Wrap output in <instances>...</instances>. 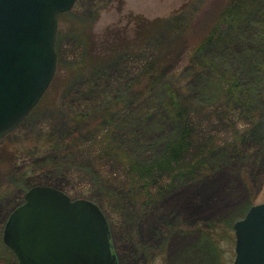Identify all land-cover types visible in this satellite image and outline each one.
<instances>
[{
	"label": "rangeland",
	"instance_id": "374dc122",
	"mask_svg": "<svg viewBox=\"0 0 264 264\" xmlns=\"http://www.w3.org/2000/svg\"><path fill=\"white\" fill-rule=\"evenodd\" d=\"M230 2L80 0L78 8L60 18L53 82L20 128L0 141V264H18L4 244V229L11 212L35 187L54 189L103 211L119 264H234V225L264 203V100L257 97L249 107L233 102L214 75L207 70L195 74L189 66H202V57L230 51L217 50L213 43L218 41L203 45ZM242 49L237 45L229 54L241 55ZM144 56L162 78V86L174 90L179 110L186 112L193 148L174 170L158 174L146 186L124 191L117 189V183L107 186L100 176H115L120 185L127 184L124 161L117 158L118 153L125 155V149L110 151L107 161L97 158L94 163L82 157L85 149L95 154L101 131L112 128L110 123L126 105L123 94L129 90L127 97L132 99L147 88L142 71L129 72L130 79L139 83L136 87H106L107 80L122 74L128 62L142 65ZM233 64L223 72L238 74ZM156 97L164 100L167 94L163 91ZM104 105L114 111L76 120L90 106ZM257 111L263 112L252 119ZM180 127L182 122L171 120L158 107L151 122L137 128L134 138L139 146L128 149L129 156H140L142 142L148 143L151 154L139 162L162 155ZM134 128L131 122L129 131ZM119 134L116 141L124 138ZM48 135L55 136V147L67 145L73 156L65 159L48 149ZM125 141L120 145L126 146ZM213 142L217 146L212 155L205 156L192 173L184 172L196 149ZM65 167L81 173L86 181L73 172L62 175Z\"/></svg>",
	"mask_w": 264,
	"mask_h": 264
},
{
	"label": "water",
	"instance_id": "95a60500",
	"mask_svg": "<svg viewBox=\"0 0 264 264\" xmlns=\"http://www.w3.org/2000/svg\"><path fill=\"white\" fill-rule=\"evenodd\" d=\"M76 0H0V141L28 117L57 71L58 18ZM234 264H264V204L238 222ZM19 264H118L104 215L88 201L36 187L8 220Z\"/></svg>",
	"mask_w": 264,
	"mask_h": 264
},
{
	"label": "trees",
	"instance_id": "16d2710c",
	"mask_svg": "<svg viewBox=\"0 0 264 264\" xmlns=\"http://www.w3.org/2000/svg\"><path fill=\"white\" fill-rule=\"evenodd\" d=\"M263 27L264 0H231L229 5L220 13V15H218L215 24L212 26L209 35L204 41L205 43H203V45H207L209 43L211 44L214 41H218L217 43H213V45L218 44L216 47L217 50L230 49V51L226 50V52L224 53L221 51L215 52L216 56L212 55L210 58L202 57V59L200 60L202 61L203 65H194L196 68L189 63L191 71L197 74L199 72H205L207 70V72L214 75L216 77L215 80L217 84L226 87V96L233 102L240 101L247 107H249L250 105H252L253 101L258 100L257 97H259L261 100H264ZM240 44L243 48L241 55H230L229 53H234L233 50L237 45L240 47ZM213 45H211V47ZM147 59L148 57L144 56L142 59V65L140 66H138L137 62H128V64L126 65V69H124L125 71H123V73L125 72L126 75H124L123 73L119 76L112 75V79L107 80L108 82L106 83V87H126L128 89L129 86H132L133 88L138 86L139 83H135L133 79H130L129 76L133 75L130 73L137 74L138 71H142V77L148 81H145L144 85L147 88L143 90L140 95L134 96V98L130 99L127 97L129 90H127L123 94V97L126 99L124 101L126 105L124 108L120 109L119 113L117 114L118 118L114 121V123H110L112 128L110 130L101 131V135L99 136L100 140H102L100 141V146H97L96 148L93 147V151L95 154H91V150L89 151V149H85L84 155L86 157H82V159H89L94 163H96L97 158H100V161H107L109 158V155L107 153H110V151L115 152V148L125 149V155L118 153L117 158L120 161H124L122 163L125 168L124 173L126 176L125 179L127 180V184H121V186L119 184L120 180L115 176L110 177L105 174H102V177L100 176V178L106 182L107 186H116L118 184L119 186H117V189L119 190L129 189L132 191V189L136 188L131 187H138L141 185L146 186L152 183V180L158 174L174 170L177 164L182 163L186 152L190 151L193 148L192 143H190L188 139L190 130L187 125H189L190 123L187 120L186 112L179 110V105H181V103L180 101H178L174 90L172 92L168 84H164L162 86V78L160 76H156L157 73L154 72V70L156 71V69H154L152 64L150 65L147 63ZM233 62H236V70L239 73L241 72L242 75H239V73H235V70L230 71L227 74L224 73V67L226 65L233 64ZM196 79L197 78H195V81ZM161 89H163V91L167 94V98L164 100H159L156 97L159 93L163 94V91ZM114 91L116 90H111L109 93H114ZM114 96H116V94H114ZM153 99H156L158 101H155ZM129 100L132 101V105L128 104ZM118 102L119 101H117V104ZM158 107H162L167 117H169L171 120L182 122V127H180V131L176 136L168 140L171 141L167 144L165 152L162 155L153 157L149 156L148 159H145V164H143L139 162L141 158H147L148 155L151 154V148L148 143L146 144L142 142V150H137L140 154V156L137 157L129 156L130 154L128 152V149L138 148L139 142L136 140V132L139 131V129L137 128L142 127V125H144L145 123H150L151 119L153 118V114ZM140 109H144V112L142 111V113L138 114ZM78 110L79 109H77L76 111ZM99 111L107 115L109 114V112L114 110L111 109V107H109L108 110L106 105H104V107L90 106L84 114L82 113L81 115L76 117V120H80L82 118L85 119L86 117L88 118L95 112ZM262 112L263 111L253 112L252 119H257L259 116H261ZM131 122L132 126L135 127L133 131H129ZM119 133H122L121 138L124 137L122 141H125L124 139H127V141H125L126 146L120 145L122 143L121 140H115V135ZM131 135H133V137L129 138ZM111 136L112 138H110ZM46 139L47 141L51 142V145H48V149L53 150L55 153H59V155L61 154L62 158L67 159L73 156V150H71L67 145H64L61 149L60 147H55L52 144V141L56 142L54 135H48V138ZM130 142L136 144H134L132 147ZM216 146V142H213L212 145H200L196 149L195 157H192L190 163L184 165L183 171L186 173H192L194 169L200 167L199 163L202 162L205 156L212 155L213 151L216 150ZM131 152L133 153V151ZM64 169L65 171L62 175L70 174L75 171L70 167H65ZM96 174H98V172H96ZM96 174L95 176H97ZM74 175L80 176V179H84L86 181V177L81 176V173H74ZM96 182L97 178L95 177L94 183ZM115 183L117 184L115 185Z\"/></svg>",
	"mask_w": 264,
	"mask_h": 264
},
{
	"label": "bare ground",
	"instance_id": "6f19581e",
	"mask_svg": "<svg viewBox=\"0 0 264 264\" xmlns=\"http://www.w3.org/2000/svg\"><path fill=\"white\" fill-rule=\"evenodd\" d=\"M14 211H15V210H14ZM14 211L11 212V214L9 215V217H8L7 220H9V218L11 217V215L13 214ZM7 223H8V222H7ZM177 248H178V247H177Z\"/></svg>",
	"mask_w": 264,
	"mask_h": 264
}]
</instances>
